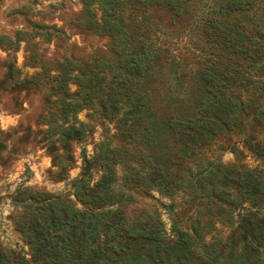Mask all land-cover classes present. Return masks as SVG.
I'll return each mask as SVG.
<instances>
[{
	"label": "trees",
	"instance_id": "trees-1",
	"mask_svg": "<svg viewBox=\"0 0 264 264\" xmlns=\"http://www.w3.org/2000/svg\"><path fill=\"white\" fill-rule=\"evenodd\" d=\"M81 2L82 25L109 36L111 55L66 57L53 69L28 45L27 65L41 71L24 81L49 86L45 139L59 169L71 166L70 143L87 136L82 109L114 122L124 141L107 137L83 154L75 200L43 192L27 205L16 226L32 260L0 248V264H264V168L209 156L220 135L235 134L264 163V0ZM171 26L187 33L192 63L175 53L183 37ZM63 36L38 23L16 42L0 35V45L16 51L22 40ZM93 171L101 172L95 182ZM129 185L188 195L199 216L171 234L156 212L130 218Z\"/></svg>",
	"mask_w": 264,
	"mask_h": 264
},
{
	"label": "rangeland",
	"instance_id": "rangeland-1",
	"mask_svg": "<svg viewBox=\"0 0 264 264\" xmlns=\"http://www.w3.org/2000/svg\"><path fill=\"white\" fill-rule=\"evenodd\" d=\"M150 14L156 21L169 24L168 17L160 10L153 9ZM83 20L81 0H0V35H6L16 42L19 32L33 31L38 23L55 26L65 33L64 39L54 37L49 42L40 37L33 38L32 42L22 40L16 51L7 45H0V248L30 262L31 249L16 226L26 206H34L43 192L67 195L75 200L71 180L80 173L83 154L92 156L96 145L107 137L114 143L124 141L114 122L102 119L93 110L82 109L77 119L84 122L87 136L70 143L69 155L73 157L71 166L66 170L59 169L54 165L51 144L45 139L47 126L44 123L48 108L45 93L49 86L42 82L40 86H35L24 81L26 76L41 71L38 67L27 65L28 45H33L53 69L66 57L85 60L94 54L98 58L111 55L109 36L82 25ZM171 28L175 31V39L183 37L173 46L175 53H190L187 49L191 43L188 44V37H184L187 34L183 32L184 28ZM194 42V45L201 46L198 39L194 38ZM192 56L190 53L191 63ZM70 87L74 90L76 85L72 83ZM262 136L264 132L259 134V137ZM219 141L224 145L223 149H219ZM235 141L238 150L232 151L230 147ZM241 141L235 134L230 135V140L220 135L218 143L212 146L213 154L209 156L214 158L219 154L225 163L240 161L249 167L259 165L264 168V163L249 153ZM117 172L121 184V166L117 167ZM100 176L101 172L93 171V182ZM127 191L132 196L125 204L126 214L134 219L145 216L147 212H156L168 234L172 233L176 222L187 227L199 216L196 204L183 193L170 197L157 189L144 193L130 185Z\"/></svg>",
	"mask_w": 264,
	"mask_h": 264
}]
</instances>
